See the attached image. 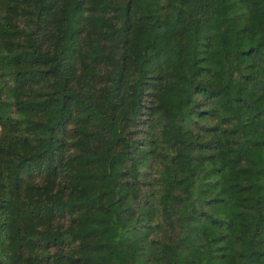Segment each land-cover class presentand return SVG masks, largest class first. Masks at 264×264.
<instances>
[{"label": "trees", "instance_id": "trees-1", "mask_svg": "<svg viewBox=\"0 0 264 264\" xmlns=\"http://www.w3.org/2000/svg\"><path fill=\"white\" fill-rule=\"evenodd\" d=\"M0 264H264V0H0Z\"/></svg>", "mask_w": 264, "mask_h": 264}]
</instances>
